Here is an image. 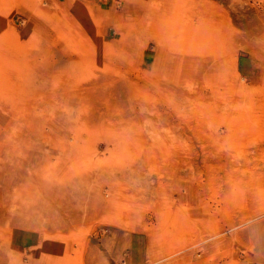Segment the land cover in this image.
<instances>
[{
    "label": "rangeland",
    "instance_id": "rangeland-1",
    "mask_svg": "<svg viewBox=\"0 0 264 264\" xmlns=\"http://www.w3.org/2000/svg\"><path fill=\"white\" fill-rule=\"evenodd\" d=\"M0 264H264V0H0Z\"/></svg>",
    "mask_w": 264,
    "mask_h": 264
}]
</instances>
